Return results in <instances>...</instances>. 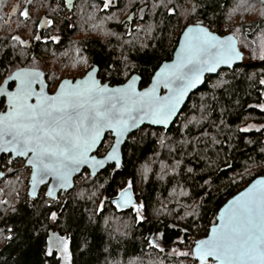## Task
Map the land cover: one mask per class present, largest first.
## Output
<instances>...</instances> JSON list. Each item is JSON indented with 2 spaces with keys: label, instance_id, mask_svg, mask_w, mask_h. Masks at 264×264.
<instances>
[{
  "label": "trees",
  "instance_id": "1",
  "mask_svg": "<svg viewBox=\"0 0 264 264\" xmlns=\"http://www.w3.org/2000/svg\"><path fill=\"white\" fill-rule=\"evenodd\" d=\"M77 1L80 0L70 3L62 0L69 16L56 42L47 30L30 37L31 40L39 38L32 47L16 45V41L9 39L11 32L8 33L4 22L3 29L7 33L4 39L0 34V76L4 78L22 67L39 69L49 87V73L39 53L45 49L43 52L47 55L49 48L58 51L76 30V24L71 21ZM148 1L158 3L156 12L149 14L146 2L145 6L135 9L137 12L133 10L127 21L120 24L111 21L107 28L114 34L107 42L96 38L83 40L86 58L98 66L101 76L108 78L111 84L122 83L126 77L122 73L127 71L128 74L137 73L141 86L146 85L158 65L171 58L178 37L188 24H180L178 19V9L186 0ZM195 1L192 23L201 21L218 34H223V24L228 20L225 15L230 13L228 8L233 11L230 18L246 15L248 6L258 8L261 18L228 25L229 33L238 29L235 38L238 48L244 52V59L232 69H222L208 76L189 96L168 129L145 125L133 132L123 145L119 168L113 164L94 176L89 174L55 199H49L45 193L36 199H29L21 192L18 197L15 192L14 198L9 196L13 200L11 207L0 209V264L63 263L56 250L51 256L45 255L50 233L67 240L69 264H191V258L179 253L186 251L191 241L206 234L226 199L255 176L264 174V126L258 130L240 129L251 115L255 122H264V109L259 107L264 104V85L259 82L264 79V60L260 59L262 53L258 45L253 55L251 44L264 31V4L261 0ZM143 9L144 14H140ZM44 14L37 8L28 22L23 19L27 22L28 34L36 32L37 26L41 29L50 26V18ZM140 22L154 24L157 29L144 48L130 46L125 34L121 35L124 25L131 32ZM12 32L21 34L23 31L18 28ZM245 44L249 47H244ZM109 65L119 71L108 75ZM110 138L107 135L102 145L105 146ZM6 158L11 160L3 156L1 169L7 178L23 166V161L17 158L14 162L18 167L11 166V163L4 164ZM161 162L164 168L159 172L157 166L161 167ZM86 172L83 170L79 176ZM129 182L137 208L131 204L119 209L113 201ZM3 183L0 180V190ZM82 189L84 195L79 194ZM0 195L3 199L7 196L4 192ZM172 199L184 207L161 204ZM53 212L55 220L51 219ZM9 236L11 239L7 238ZM175 247H179L180 252H173Z\"/></svg>",
  "mask_w": 264,
  "mask_h": 264
},
{
  "label": "snow or ice",
  "instance_id": "2",
  "mask_svg": "<svg viewBox=\"0 0 264 264\" xmlns=\"http://www.w3.org/2000/svg\"><path fill=\"white\" fill-rule=\"evenodd\" d=\"M109 2L104 0L105 8ZM190 11L195 12L196 6ZM235 31L238 29L230 35L218 36L201 21L188 25L183 29L174 58L155 70L151 83L143 90L136 87L139 79L136 75L118 87H110L96 79L99 72L91 67L74 83L61 80L52 94H48L40 79L43 73L17 68L0 84V98L5 104L0 107V152L11 151L27 157L33 187L48 177L56 180L59 187H69L72 174L83 165L95 169L114 160L119 168L118 147L130 128L143 120L166 126L204 72H214L221 64L231 67L234 61L244 59L243 50L237 47ZM251 44L253 55L258 45L260 59L264 60V31ZM77 63L87 64V58L80 57ZM106 71L112 75L119 70L109 65ZM122 74L127 77L128 72ZM8 81L15 83L12 90L6 87ZM259 82L264 85V79ZM37 84L39 90L34 87ZM161 89L163 95L158 94ZM259 107L264 109V104ZM106 132L114 135L115 142L98 159L91 153L99 152ZM130 189L131 182L117 193L120 206L133 204ZM46 195L54 198L51 187ZM133 208L137 206L133 204ZM51 219H56L55 212ZM53 248L62 250L70 259L67 240L56 233L49 234L45 255L51 256ZM179 255L191 258V264H264V177L228 200L205 236L191 241L188 249Z\"/></svg>",
  "mask_w": 264,
  "mask_h": 264
},
{
  "label": "rangeland",
  "instance_id": "3",
  "mask_svg": "<svg viewBox=\"0 0 264 264\" xmlns=\"http://www.w3.org/2000/svg\"><path fill=\"white\" fill-rule=\"evenodd\" d=\"M14 1L16 0H1L0 2V34L2 33L1 36L3 39H4V35L6 37L7 30L9 33L12 32V30L14 29L16 30L19 28L20 31H23L21 32L22 36L25 37L28 34L27 30H25V28L27 27V22L24 20L21 21L16 20L15 22V20L11 18L10 20L11 23L9 25V28L12 30H10L9 28L7 30L3 29L4 22L8 18L9 8L12 6ZM60 1L61 0H34V3L31 7L32 12H35L38 8L40 14H43L44 12L46 13L44 15L50 18L51 24H53V26L48 30L49 32L48 35L52 38L56 37L57 39H54L55 42L59 39L58 37L62 30L61 26L64 25L63 22H65L64 21L65 18L69 16L65 4H62V2ZM164 1H168V0H164ZM146 2L149 3L148 4L149 14L155 13L158 7V3L151 1L149 2L148 0H110L109 6L107 8L104 7V0H102L101 3H96L95 1H90V0L87 2H83L81 0L79 2L77 1L72 10L73 19L71 21V22L74 21V24H76V30L72 34H70V36L65 40L62 47L58 49V51H54L53 49L49 48L51 47L49 45L47 55L43 52L45 51V49L41 53H39L41 63L42 65L44 64V69L48 70L49 73L48 91L53 92L60 79L64 77L72 78V79L76 77H81L83 73H85L89 68L92 67V64L88 61V59H87V64L77 63L80 57H86L84 43H83V40L85 38H96L97 40H103V42L105 41L107 42V40L112 38L110 35L114 34V31H112L111 33V30L110 28H107V25L112 24L111 21H114L115 23L118 24H120L124 20L127 21V18L131 14V12L135 9H138L140 6H145ZM195 2H196L195 0H186V2L182 3V6L179 7L180 9H178L179 10L178 19L180 24L192 23L193 15L195 12H191L190 10L193 7V5H196ZM111 7L114 8L111 10L110 9ZM144 10L145 9H143L141 13L140 12L139 13L144 14L143 13ZM228 11L230 13L229 14L226 13L225 15V17H227L228 20L226 21L225 24H223V28H222L223 34L229 33L227 32L229 24L234 25L240 20L246 21L250 19L261 18V12L258 11V8L256 10L254 8H251V6L247 7L246 15H242V16L236 15L230 18V14L231 12L233 13V11L230 10V8L227 9V12ZM262 19H264V17ZM178 26L179 24H177L175 30L176 32L179 29ZM127 27H128L127 25H124L122 27L123 34L121 33V35L125 34L127 42L130 46L131 44H135L139 48H144L145 46H148L149 42L153 39V36H155L153 34L157 33V29L154 24L147 25V23L140 22L138 24L137 29L131 32L128 31ZM48 35L46 34L45 36ZM16 43H17L16 45H18V42ZM2 47L4 49L5 44ZM126 61L127 59L125 58V62ZM73 64H76V67H73ZM130 75L131 74H128L127 77H125L124 81ZM98 77L101 78L102 81H109L108 78H103L101 76V73H99ZM2 79L3 76H0V82L2 81ZM263 126H264V122L263 123L255 122V117L251 115L247 117V120L240 126V129L258 130L263 128ZM262 140H264V136ZM111 142H112V138L106 141L105 146L101 145L99 147V152L98 153L96 152L97 155L104 154L105 149L108 147V145ZM16 159L10 160L6 158L4 164L11 163V166L18 167L17 163L14 162V160ZM1 163H3V161ZM160 164L162 165L161 167L160 165L157 166L159 172L164 168L163 162H161ZM21 166L22 167L19 166L20 169L18 171L13 172V174L10 177L6 178L5 176L4 178L1 179V181L4 182L3 183L4 189L2 188L3 190L2 189H1L2 191L0 190V194L2 192L7 194V196L4 195L5 196L4 199L0 195V209L2 210L11 207L9 205L13 204L12 198L14 197L12 195L14 194V192H15V197L19 196V192H21V194L26 193L27 195V189H28L27 182H28L30 170L24 166V161L22 162ZM1 168L3 169V164ZM88 175L89 172H86L83 174L82 177L80 176L77 177L74 184L83 181V179ZM83 191L84 189H82L81 193L79 194L84 195ZM42 193H45L44 189L40 190L38 197ZM9 196H11L12 198H10ZM6 198L8 200L5 201ZM173 201L174 200L172 199L169 202H162L161 204L163 206L172 205V207L174 208H181V206L183 205V204L180 205L178 201L177 202L176 201L173 202ZM101 205L102 203L99 202V206ZM121 223L125 224V222H121ZM47 247H48V240H47ZM53 250H56L60 258L63 260V263L61 262V264H69L62 250H57L55 248H53ZM173 252H177V253L180 252L179 247H175L173 249Z\"/></svg>",
  "mask_w": 264,
  "mask_h": 264
},
{
  "label": "water",
  "instance_id": "4",
  "mask_svg": "<svg viewBox=\"0 0 264 264\" xmlns=\"http://www.w3.org/2000/svg\"><path fill=\"white\" fill-rule=\"evenodd\" d=\"M190 24H191V25H194L193 23H189V24H187L184 28H186V27H187L188 25H190ZM184 28H183V29H184ZM211 31H212V30H211ZM213 32H214V31H213ZM214 33H215L216 35H218V36H225V35H230V34H232V33L218 34V33H216V32H214ZM182 35H183V30L181 31V33H180V35H179V37H178V41H177V44H176V46H175V48H174V50H173V53H172L171 58H170L169 60L162 61V62L158 65V67H157L156 69H158L159 66H160L161 64H163V63H170V62H171V60H172V59L174 58V56H175V50H176V48L179 46V39H180V37H181ZM237 47H238V44H237ZM239 62H240V61H234L231 67H229L228 65H225V64H221V65H219V66L216 68V70H215L214 72H204L203 75L200 77L199 82H198L194 87L190 88V89L188 90V92L185 94V96L183 97V100H182L181 104L178 106V108H177V110H176V111H177V114L174 115L173 117H171V118L169 119V121H168V123H167L166 126H165V125H160V124H152L149 120H143L142 122H140V123L137 125V127H135V128H130L129 131H128L127 133H125V135L121 138V143H120V145H119V147H118V154H119L120 164H121V161H122V148H123V145H124L125 141L128 139V137H129L133 132H135L136 130L140 129L142 126H145V125L150 126V127H155V128H163L164 130L168 129V128L171 126V124L174 122V120L177 118L178 114L181 112V110H182L183 106L185 105V103L187 102L189 96H190L193 92H195L196 90H198V89H199V88L205 83V80H206V78H207L208 76H210V75H212V74H216L217 72H219V71L222 70V69H232V68H233L237 63H239ZM92 67L97 68V70L99 71V68H98L97 65H93ZM22 68H26V67H22ZM32 69H34V68H32ZM90 69H91V68H89L88 70H90ZM156 69H155V70H156ZM35 70H38V71H40L41 73H43V72H42L41 70H39V69H35ZM13 72H14V71H13ZM154 72H155V71H154ZM154 72H153V74H154ZM153 74H152V75H153ZM9 75H10V74H9ZM9 75H8V76H9ZM131 75H136V76L139 77V79L136 81V87H137L138 90H143L144 87H147V86L151 83V77H150L149 82H148L146 85L141 86V77H140L137 73H132ZM131 75H130L127 79H129V78L131 77ZM152 75H151V76H152ZM8 76L4 77V78L2 79V81L0 82V84H3ZM79 78H82V76H81V77H76V78H74V79L64 77V78L60 79V81L63 80V79H68V80H70V81H73V83H74L75 79H79ZM40 79L44 81V90H45V92H47L48 94H52V92H49V91H48V83L46 82V79H45L44 74L40 77ZM96 79H97V80H101V78H99L98 75L96 76ZM127 79H126L125 81H123L122 83H126V82H127ZM60 81H59V82H60ZM101 81H102V80H101ZM59 82H58V84H59ZM102 82H103V83H108V85H109L110 87H118L120 84H122V83H119V84H111L109 81H102ZM58 84H57L56 88L58 87ZM10 85H12V86L9 87ZM6 87L8 88V90H12V89L15 87V83H14V81H8V84L6 85ZM34 87H35L37 90H39L40 85L37 84V85H34ZM158 94H159V95H163V94H164V90L161 89V90L159 91ZM1 100H2V102H3V107H5L4 100H3L2 98H0V101H1ZM107 135H110V137L112 138V142H111V143H114V142H115V137H114V135H113L111 132H106V133L102 136V140H104L105 137H106ZM91 154H95V155H97L96 152H93V153H91ZM3 156H9L11 159H16V158L22 159V160L24 161V166L27 167V168L30 170L29 178H28V182H27V184H28L27 195H28L29 198H31V199L36 198V197L38 196L40 190H42V189H44V192H45V194H46V193L48 192V189H49L50 187H51L52 190H53L54 198H55V197L58 196V194H59L60 192H65V191H69L70 189H72L73 186H74V183H75V178H76L77 176H79V175L83 172V170H87V171L89 172L90 175L94 176V175H96L97 173H99V172H101L102 170H104L108 165L116 164V162H115L114 160H112V161H106L102 166L97 167V168H95V169L90 168V167H88L87 165H83V166H81V169H80L79 171H77V172H75V173L72 174V177H71V179H70V186H69V187H63V188H62V187H59L57 181L54 180V179L51 178V177L46 178V179L44 180L43 183H38L35 187H33L32 182H31V166L27 164V157H26V156L15 155V154H13L11 151H8V152H0V180H1L2 178H4V176H5L4 171L1 169V166H2V164H1V158H2ZM101 156H102V155H97V158L99 159V158H101ZM261 177H264V174H261V175H257V176H255V177L252 178V179H251V180H250V181H249V182H248L243 188H241V189L238 190L236 193H234L233 195H231L228 199H226L225 202H224V203L218 208V210H217V212H216V214H215V217H216V215L218 214L219 209L222 208V207L228 202V200H231V199H232L234 196H236L239 192L243 191V190H244L245 188H247L250 184H252L255 180H258V179H260ZM30 193H34V194H30ZM130 193H131L132 202H133V195H132L131 189H130ZM46 196H47L48 198H53V197H49L48 195H46ZM115 200L117 201V202H116V205L118 206L119 209H121V208H125V207H130V206H131V204H128V205H126V206H120L117 197L115 198ZM214 221H215V220H214ZM216 222H218V221H216ZM212 224H213V223H211V224L209 225L208 230H210V228L212 227ZM208 230H207V231H208ZM206 233H207V232H206ZM204 236H205V235H204ZM204 236H202V237H200V238H203ZM200 238H197V239H200Z\"/></svg>",
  "mask_w": 264,
  "mask_h": 264
},
{
  "label": "flooded vegetation",
  "instance_id": "5",
  "mask_svg": "<svg viewBox=\"0 0 264 264\" xmlns=\"http://www.w3.org/2000/svg\"><path fill=\"white\" fill-rule=\"evenodd\" d=\"M64 1L67 2V0H64ZM60 2H62V0ZM33 3H34V0H16V1H14L12 6L9 8L8 18L5 20L7 27L9 28V25L11 23V21H10L11 18H13L15 20V22H16V20L20 21L21 19L22 20L26 19L28 22V20L31 19L32 14L34 13L31 10ZM23 13H26V15H23ZM34 17H37V16L35 15ZM52 26H53V24H51V23H50V26L46 29H44V28L41 29V28H39V26H37L36 32L31 31L30 34H27L26 37H24V38L21 34H19L17 32H11V34H9V39L18 42L20 45H26V46L32 47V44H34L36 39H39V38L31 40L30 37L31 36L32 37L33 36H39L40 33H43L45 31L49 30ZM21 41H24V43H21ZM93 65H95V64H92V66ZM11 86L12 85H10L9 87H11ZM75 180H76V178H75Z\"/></svg>",
  "mask_w": 264,
  "mask_h": 264
},
{
  "label": "bare ground",
  "instance_id": "6",
  "mask_svg": "<svg viewBox=\"0 0 264 264\" xmlns=\"http://www.w3.org/2000/svg\"><path fill=\"white\" fill-rule=\"evenodd\" d=\"M178 115H179V114H178ZM162 129H163V128H162ZM28 197H29V196H28ZM37 197H38V196H37ZM37 197H36V198H37ZM36 198H33V199H36ZM55 198H56V197H55ZM55 198H49V199H55ZM29 199H31V198H29Z\"/></svg>",
  "mask_w": 264,
  "mask_h": 264
}]
</instances>
